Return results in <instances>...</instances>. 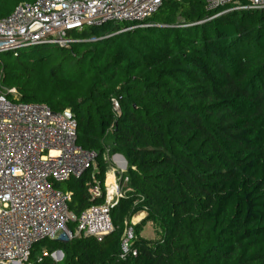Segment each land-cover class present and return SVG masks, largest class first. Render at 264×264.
I'll return each mask as SVG.
<instances>
[{
	"label": "trees",
	"instance_id": "16d2710c",
	"mask_svg": "<svg viewBox=\"0 0 264 264\" xmlns=\"http://www.w3.org/2000/svg\"><path fill=\"white\" fill-rule=\"evenodd\" d=\"M31 1L0 0V18ZM213 13L203 0H165L148 27L104 37L119 28L109 23L73 33L81 40L67 47L0 53V86L16 87L21 102L70 108L77 144L96 154L81 177L57 183L76 216L101 202L88 188L104 183L107 152L128 163L115 229L47 240L31 264H264V10L201 22ZM149 220L161 238L140 237ZM42 247L63 260L35 259Z\"/></svg>",
	"mask_w": 264,
	"mask_h": 264
},
{
	"label": "built area",
	"instance_id": "2783aa9c",
	"mask_svg": "<svg viewBox=\"0 0 264 264\" xmlns=\"http://www.w3.org/2000/svg\"><path fill=\"white\" fill-rule=\"evenodd\" d=\"M164 1L22 2L0 18V53L40 44L67 47L81 40L73 33L86 26H119L104 37L148 27ZM203 1L206 10L215 13L201 22L233 11L264 10V0ZM18 96L16 87L0 86V264H30L36 244L44 240H67L81 234L102 239L115 229L111 211L125 196L123 186L129 182L126 169L106 154L110 168L104 183L94 181L88 188L91 200L101 202L76 216L69 208L72 193L56 185L81 177L94 165L96 154L77 144V121L70 108L54 111L46 103L21 102ZM112 101L119 113V102ZM71 223H75L74 230ZM134 225L132 220L126 224L124 252L134 237ZM41 251L47 253L44 247Z\"/></svg>",
	"mask_w": 264,
	"mask_h": 264
},
{
	"label": "rangeland",
	"instance_id": "374dc122",
	"mask_svg": "<svg viewBox=\"0 0 264 264\" xmlns=\"http://www.w3.org/2000/svg\"><path fill=\"white\" fill-rule=\"evenodd\" d=\"M86 29L89 31L90 29V26H86ZM75 33V32H74ZM49 48V46H46V48ZM109 146H108V149H110L112 146V143L109 142L108 143ZM116 154H121V153H115L114 155ZM107 155H109V153L107 152ZM114 155H109L110 157L112 156L113 158ZM122 155V154H121ZM114 160V159H113ZM117 161V160H115ZM122 166V165H121ZM127 168H128V165H127ZM60 185V184H59ZM56 185L57 188H60V189H64L63 188V185L62 186L60 185ZM124 191H125V196H127V193L131 190V188L128 186V182L126 184H124ZM147 213L145 210H141V211H138L136 212L131 220L136 224L138 225L145 217H146ZM75 229V226L73 227ZM73 229V230H74ZM59 234H61V232H59ZM140 237L145 239V240H157L159 238H161V233L159 232V229L157 228L156 226V223H154L153 221H146L144 224L141 225V232H140ZM70 239H67L65 241H69ZM47 244V240L46 241H42L38 244H36V249H39L41 246H45ZM46 250H47V253L44 254L41 250H36L35 251V255H34V258L35 259H42V258H47V257H50L52 258L54 261L56 262H59V261H62L63 258H64V252L61 250V249H55L52 253L48 251V248L47 247H44ZM58 251H61L62 252V255H59V252ZM31 264V263H30Z\"/></svg>",
	"mask_w": 264,
	"mask_h": 264
},
{
	"label": "water",
	"instance_id": "95a60500",
	"mask_svg": "<svg viewBox=\"0 0 264 264\" xmlns=\"http://www.w3.org/2000/svg\"><path fill=\"white\" fill-rule=\"evenodd\" d=\"M120 157L123 159V164H122V168L123 169H127V160L125 159V157L123 155L120 154ZM59 252V255H62V252L61 251H58Z\"/></svg>",
	"mask_w": 264,
	"mask_h": 264
},
{
	"label": "crops",
	"instance_id": "0c3cea01",
	"mask_svg": "<svg viewBox=\"0 0 264 264\" xmlns=\"http://www.w3.org/2000/svg\"><path fill=\"white\" fill-rule=\"evenodd\" d=\"M114 157L120 165L123 164V159L120 157V154H116Z\"/></svg>",
	"mask_w": 264,
	"mask_h": 264
},
{
	"label": "bare ground",
	"instance_id": "6f19581e",
	"mask_svg": "<svg viewBox=\"0 0 264 264\" xmlns=\"http://www.w3.org/2000/svg\"><path fill=\"white\" fill-rule=\"evenodd\" d=\"M112 180V177L111 176H109V179H108V181L110 182Z\"/></svg>",
	"mask_w": 264,
	"mask_h": 264
}]
</instances>
